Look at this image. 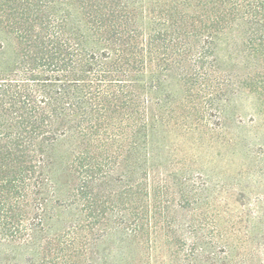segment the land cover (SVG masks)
<instances>
[{
  "label": "rangeland",
  "instance_id": "1",
  "mask_svg": "<svg viewBox=\"0 0 264 264\" xmlns=\"http://www.w3.org/2000/svg\"><path fill=\"white\" fill-rule=\"evenodd\" d=\"M120 2L136 40H147L143 60L135 52L116 96L85 116L91 106L56 53L82 26L83 0H0V70L8 84L0 92V132L27 117L19 101L33 106L39 95L50 97L59 125L57 140L44 144L55 159L54 177L41 189L45 228L50 237L66 228L64 239L83 252L55 241L45 257L0 242V259L264 264V0H210L207 35L198 34L196 0ZM74 116H97L95 134H63ZM2 188L0 216L16 220L21 193Z\"/></svg>",
  "mask_w": 264,
  "mask_h": 264
},
{
  "label": "trees",
  "instance_id": "2",
  "mask_svg": "<svg viewBox=\"0 0 264 264\" xmlns=\"http://www.w3.org/2000/svg\"><path fill=\"white\" fill-rule=\"evenodd\" d=\"M83 3L82 26L72 28L71 40L64 41V44L59 43L56 53L64 54L71 82L79 84L80 99L91 106L90 109L86 108L85 112L82 111L88 116L91 112L101 110L103 101L116 96L115 90L120 82L119 74L126 72L131 66L130 60L137 55L135 52H138L143 60L147 40H136L135 32L129 27L130 11L126 10L127 5L121 4L120 0H83ZM195 20L199 26L198 34H209L213 20L210 0H196ZM0 23L4 25L1 10ZM28 68L33 71L31 67ZM142 80L144 81V78H141ZM6 82L7 78L0 70V92H3L4 86L7 88ZM39 96L41 98L36 100L33 106L27 104L30 99L22 102L18 100L21 108L19 113H24L27 117L11 120L3 125L6 134L0 132V138L6 142V146L0 147V187H4L2 189L10 194L15 190L21 193V212L18 219L0 216V242L17 249L34 248L37 254L41 252L45 257L49 256L48 252L55 241L57 246L61 245L60 250L64 243H69L71 251L77 249L74 254L81 257L83 252L77 247L74 248L71 240L64 239L66 228L63 234L58 236L54 234V237L47 235L45 228L46 219L43 213L45 197L42 196L44 192L41 189L54 177L52 166L55 159L44 150V144L51 145L57 140L56 128L59 124L54 120L57 109L52 108L50 97ZM138 97L139 93L137 97L132 96L131 99ZM61 112L64 113V110L61 109ZM76 117L69 121L73 123ZM75 123V126L65 124L63 134L75 131L81 138L89 137L95 134L93 128L99 125L97 116L89 117L87 120L78 119ZM40 157H43L42 163ZM73 161L74 159L71 162ZM55 179L62 181L63 178L59 176ZM76 196L72 190L69 192L70 199L74 200ZM73 200H69L71 207L74 204ZM137 226L138 224H135L133 231L127 232L128 236L131 238L135 236ZM65 250L69 249L65 247ZM54 253L55 258L59 259L61 254L58 251ZM64 256L67 257L66 254ZM45 257L46 262L44 259L37 262L33 254L27 264H83L80 257L73 262H65L64 259L60 261L63 257L56 260L57 262L53 260L54 258ZM0 264L6 263L0 259Z\"/></svg>",
  "mask_w": 264,
  "mask_h": 264
}]
</instances>
